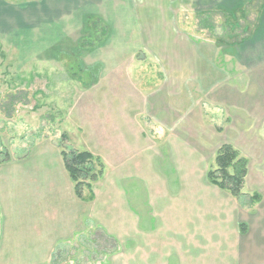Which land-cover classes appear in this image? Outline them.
<instances>
[{
    "label": "crops",
    "instance_id": "1",
    "mask_svg": "<svg viewBox=\"0 0 264 264\" xmlns=\"http://www.w3.org/2000/svg\"><path fill=\"white\" fill-rule=\"evenodd\" d=\"M239 2L214 4L227 14L240 10ZM134 3L0 0V37L19 30L38 48L39 62L15 67L18 75L30 69L26 89L57 100L54 105L70 125L64 133L72 151L90 152L104 164L92 199L88 189L80 199L53 140L19 146L23 155L1 163L0 264H264V184L248 193L257 192L261 201L247 207L208 179L218 149L238 147L214 129L243 128V117L251 124L245 128L263 124L264 5L249 38L236 53L229 51L240 58L254 55L249 62L256 72L231 79L230 71L204 59L197 28L191 38L182 29L160 30L162 37L180 36L175 42L180 59L167 60L165 45L149 44L148 35L156 32L143 25ZM70 20L84 25L85 38L95 35L88 25L92 21L114 22V28L93 49L81 54L78 47L79 60L70 61L68 45L59 48L60 55L49 51L37 59L55 45L38 47L44 31L46 38L58 36L57 45L65 44L69 34L49 29ZM140 52L146 56L138 59ZM91 54L97 59L86 60ZM36 64L50 71H38ZM72 68L80 73L57 76ZM43 79L44 89H32ZM47 86L54 88L48 92ZM63 91L72 97L60 100ZM237 113L241 125L234 120ZM88 244H93L92 259Z\"/></svg>",
    "mask_w": 264,
    "mask_h": 264
},
{
    "label": "rangeland",
    "instance_id": "2",
    "mask_svg": "<svg viewBox=\"0 0 264 264\" xmlns=\"http://www.w3.org/2000/svg\"><path fill=\"white\" fill-rule=\"evenodd\" d=\"M218 1L220 0H135L136 3L134 4L135 9L144 16L143 25L149 29L152 28L156 32L155 35H148L150 36L148 37L149 44L157 47L160 44L165 45L161 46V48L164 49V55L167 60H179L181 50L178 49L176 44L180 42V36H160L165 26L172 30L177 28L182 29L190 38V34L195 35V31L198 29L199 34L198 38H196L205 60H214L219 66L230 71L229 77L231 79L239 78V76L244 77L245 73L247 76H252L256 72L254 69L255 65L250 64L249 60L254 58V55L250 57V53H248V55H242L244 58H240L236 54L231 53L229 55V51L233 48L234 53H236L237 45L244 39H248V36L254 31L261 7L264 5V0H240L241 9L236 12L232 10L231 13L227 14H224L223 11L219 10L220 8L215 6L214 2L217 3ZM197 2L199 3V8L197 7ZM124 8V11H126L127 6L124 5ZM235 9H238V5ZM120 13L122 16L126 15L122 10ZM208 15L211 18L208 19L206 27L205 22L201 21ZM111 23L114 24V22ZM111 23L106 24V22L99 21L87 23L89 28L95 33L91 37L87 36L88 38H85L84 25L82 26V23L79 21L70 20L65 21L62 26L61 24L55 25L49 30L57 31L58 34L62 32L69 34L65 38L66 43L64 44L63 41L60 45H57L58 36H54L53 33L50 37L46 38L47 32L45 33L44 31L42 34L43 39L40 40L43 43L38 44V47L40 49L44 48L45 45L49 46L51 42H54L55 45L46 50V52L44 50L43 53H40L37 59H45L46 56L50 55L49 51L52 54L60 55L62 52L59 48L68 45L72 52L70 61L79 60V55L83 54L84 51H89L90 48L93 49L94 45H98L97 43H101L106 39L107 34L114 28ZM137 25L139 28V21ZM11 30L6 31L9 33L8 36L0 37V160H4L6 157L11 159V157L23 155L25 149H20L19 146H30V143L36 140H53L59 145L61 150L72 151L73 149L69 146L70 139L64 140L63 137L65 130L70 128V125L67 124L66 114L54 105L57 103V100H54L52 103V100H48L45 94L36 96L33 94V90L31 92L26 89L31 87L29 81L31 75H26L27 72H30V69L28 68L27 72H23L24 76V74L18 75V70L15 68L16 64L20 62L33 61L30 65L39 62L35 59L36 51L38 52L36 42L29 36L22 37L19 30ZM53 36L54 38H52ZM185 36L183 37L186 40L187 37L185 38ZM21 37L23 40L20 45ZM196 38L193 37L194 40ZM134 39L141 38L134 37ZM78 47L83 50L81 54ZM41 50L43 51V49ZM87 55L86 60L97 59L94 54L88 57ZM143 56L145 57L146 54L140 52L136 57L140 59ZM260 57H264V54H261ZM145 59H149V57ZM151 59L154 58L152 57ZM36 67L38 71L45 73L50 71L47 65L38 67L36 64ZM66 72L69 75L70 73L77 74V72L79 74L80 70L77 68H72L71 70L61 69L57 76L65 77ZM24 81L28 83L24 85ZM44 85L45 79L37 82L32 89H44L46 87ZM53 88V86H47L48 92ZM63 96L72 97L71 94L65 91H63L62 95H58L60 100ZM74 99H76V95L73 97V102ZM99 116L102 117L104 115L100 114ZM237 116H240V113H237L234 120L241 125L242 122ZM243 119L246 120L247 124V126L243 125V128H215L214 132L220 133L230 141H234L238 147L230 145L237 149L240 155L247 158L248 161L250 159L251 162H248V176L243 192L252 196L257 192H253L252 195L248 193L257 189L256 187L262 190L261 185L262 183L264 184V108L262 109L261 119L263 120V124L261 128H245L251 127V124L245 117ZM221 124L223 123L221 122ZM110 245L109 243L108 246ZM92 247L93 244H88L87 246V254L90 259H92V254H94ZM95 252L98 255L100 249ZM59 263L80 264L78 261H74L73 263L60 261ZM89 263L98 264L99 261L85 260L83 262V264Z\"/></svg>",
    "mask_w": 264,
    "mask_h": 264
},
{
    "label": "trees",
    "instance_id": "3",
    "mask_svg": "<svg viewBox=\"0 0 264 264\" xmlns=\"http://www.w3.org/2000/svg\"><path fill=\"white\" fill-rule=\"evenodd\" d=\"M210 18L211 16L208 15L201 22H205L207 27ZM63 137L64 140H67L66 135ZM61 156L65 169L74 184L76 195L80 199H84L83 192L88 189L91 194L89 198L92 199L93 186L104 174L102 160L87 151L62 150ZM9 160L10 158L6 157L4 160H0V164ZM248 162V159L241 156L232 145L224 144L218 149L215 160L209 168L208 179L221 190L230 193L242 205L252 207L261 201V196L257 193L250 196L243 192L248 176ZM241 230L244 233V225H241Z\"/></svg>",
    "mask_w": 264,
    "mask_h": 264
}]
</instances>
